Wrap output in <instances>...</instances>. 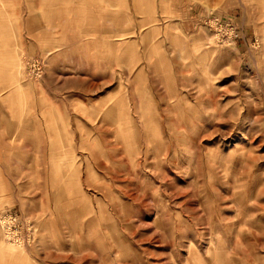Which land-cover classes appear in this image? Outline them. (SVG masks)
Masks as SVG:
<instances>
[{
    "label": "rangeland",
    "instance_id": "374dc122",
    "mask_svg": "<svg viewBox=\"0 0 264 264\" xmlns=\"http://www.w3.org/2000/svg\"><path fill=\"white\" fill-rule=\"evenodd\" d=\"M0 264H264V0H0Z\"/></svg>",
    "mask_w": 264,
    "mask_h": 264
},
{
    "label": "crops",
    "instance_id": "0c3cea01",
    "mask_svg": "<svg viewBox=\"0 0 264 264\" xmlns=\"http://www.w3.org/2000/svg\"><path fill=\"white\" fill-rule=\"evenodd\" d=\"M0 112H1V109H0Z\"/></svg>",
    "mask_w": 264,
    "mask_h": 264
}]
</instances>
